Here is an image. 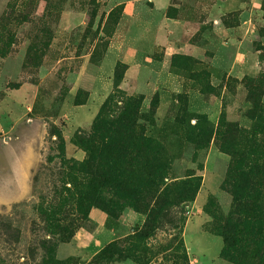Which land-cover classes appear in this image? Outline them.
<instances>
[{"label": "rangeland", "instance_id": "obj_1", "mask_svg": "<svg viewBox=\"0 0 264 264\" xmlns=\"http://www.w3.org/2000/svg\"><path fill=\"white\" fill-rule=\"evenodd\" d=\"M233 260L264 264V0H0V264Z\"/></svg>", "mask_w": 264, "mask_h": 264}, {"label": "trees", "instance_id": "obj_2", "mask_svg": "<svg viewBox=\"0 0 264 264\" xmlns=\"http://www.w3.org/2000/svg\"><path fill=\"white\" fill-rule=\"evenodd\" d=\"M95 137V136H94ZM93 137V139H94ZM93 139H89L87 140L86 143H81V145H84L86 151L89 153V162L95 163L96 161V153L94 150H96V147L94 146L93 148H91V145L93 144ZM151 144V141H147V140H143L142 141V145H149ZM116 164L114 165V170L115 172L117 171V167H120L121 163L120 162H115ZM80 171L83 174H89V167L87 165H82ZM128 181L127 184L125 185H119L118 183H116L115 179H110V189L113 191V194L116 198L123 200V201H130L132 199H136L140 194L142 193H146L148 190L151 189V187L154 189L156 188V184L152 181L150 182V178L147 179V184H145L144 187H141L139 190L135 191V186L136 184L133 183V181L131 180L130 177H127ZM72 185H75L76 187V191L79 190V183L77 181L72 182ZM91 188V185H90ZM138 192V194H137ZM142 192V193H141ZM112 205L114 206H118L117 203H115L114 201L110 202ZM236 264H243L242 260H233Z\"/></svg>", "mask_w": 264, "mask_h": 264}, {"label": "crops", "instance_id": "obj_3", "mask_svg": "<svg viewBox=\"0 0 264 264\" xmlns=\"http://www.w3.org/2000/svg\"><path fill=\"white\" fill-rule=\"evenodd\" d=\"M171 0H152L153 5L160 11H166L170 6ZM28 183V182H27Z\"/></svg>", "mask_w": 264, "mask_h": 264}]
</instances>
